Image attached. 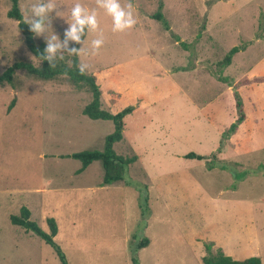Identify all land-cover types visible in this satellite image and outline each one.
Returning <instances> with one entry per match:
<instances>
[{
  "label": "rangeland",
  "instance_id": "obj_1",
  "mask_svg": "<svg viewBox=\"0 0 264 264\" xmlns=\"http://www.w3.org/2000/svg\"><path fill=\"white\" fill-rule=\"evenodd\" d=\"M17 2L26 21L38 0ZM53 2L64 12L51 14L61 42L74 4L97 12V32L86 29L77 44L78 66L95 77L100 109L131 107L113 150L135 160L110 185L97 161L78 173L80 163L67 156L100 151L112 123L82 115L91 100L86 87L16 70L0 84V264H60L42 240L9 222L21 207L44 232L45 219H54L53 240L67 264H131L142 238L148 245L135 252L138 264H201L203 242L219 249L212 241L227 205L217 200L264 204V0H132L136 24L124 33L112 31L96 0ZM9 7L0 0V73L15 62L39 67ZM34 41L46 47L45 37ZM64 57L57 62L69 66ZM234 92L244 119L228 134L237 118ZM187 153L204 159H184ZM251 248L264 250V234Z\"/></svg>",
  "mask_w": 264,
  "mask_h": 264
},
{
  "label": "trees",
  "instance_id": "obj_2",
  "mask_svg": "<svg viewBox=\"0 0 264 264\" xmlns=\"http://www.w3.org/2000/svg\"><path fill=\"white\" fill-rule=\"evenodd\" d=\"M10 7L7 11V17L14 20L17 23V28L23 36V42L27 50L40 62L39 67H34L30 63L15 62L13 65L5 69L0 73V84L6 82L11 83L12 77L16 70H23L28 75L35 77L36 79L48 81L57 76H66L69 82L73 86H84L91 94V100L87 103L81 113L83 116L90 120H102L110 121L113 126V130L110 134L106 135L103 139V146L100 151L83 150L80 152L72 153L67 156L77 160L80 163L78 173L82 172L92 162H99L102 169L101 182L103 185H110L120 182L123 179L126 167L133 163L135 156L122 157L115 154L113 145L121 140V132L123 128V117L131 112V107H126L115 114H109L108 112L100 109V92L98 86L95 83V77L89 74H81L78 70L77 55H71L70 65H65L64 62H56V67L50 69L47 61H42L40 57L45 49L42 43H36L34 41V35L29 31L28 25L22 19L18 8L17 0H9ZM156 20H160L161 16L156 13L153 16ZM19 22V23H18ZM83 39V38H82ZM73 47L77 48V44H73ZM237 51V48H231L227 56L224 59V63L227 64L232 54ZM261 80H254L253 82L259 83ZM240 82H237L236 86L239 87ZM234 107L237 114L235 121L229 126L228 134H233L236 128L242 123L244 114L242 110V103L237 92L233 93ZM12 104V102L10 103ZM214 158V155H211ZM184 159L188 160H203L204 157L196 155L194 153H187L184 155ZM145 199V198H144ZM145 212L146 209L142 210ZM30 213L25 207H21L17 215H10L8 217L9 222L13 226L20 227L25 232H31L48 245L54 255L56 256L60 264H67V261L59 248L54 242L53 238L57 234V226L53 218H46L45 223L47 225V232H44L36 223L29 219ZM148 244V239L142 238L135 244L130 256L131 264H138V260L135 257V252L142 248H145ZM204 250V256L201 258V264H260L258 257H248L243 260H232L230 257L225 256L220 249H216L214 253L211 252L212 243H202Z\"/></svg>",
  "mask_w": 264,
  "mask_h": 264
},
{
  "label": "clouds",
  "instance_id": "obj_3",
  "mask_svg": "<svg viewBox=\"0 0 264 264\" xmlns=\"http://www.w3.org/2000/svg\"><path fill=\"white\" fill-rule=\"evenodd\" d=\"M96 5L111 18L112 31L114 33H124L135 26L136 19L133 15L135 8L132 0H127L126 6H122L120 0H96ZM59 8L53 0H48L47 3H44L43 0H38L37 3L31 6V17L25 21L29 31L34 36L45 37L46 47L40 57L42 61H47L50 69L56 67L57 60H64L65 53L70 56L80 54L82 49L69 48V41L73 42V44H83L84 40L82 38L85 35V30L97 32L99 28L97 12L95 10L89 11L82 4L76 3L71 8V22L66 21L68 27L64 32V40L61 42L51 28V14L55 12V15L61 18L64 15V12L60 11ZM49 30L51 31L50 37L48 36ZM103 43V34L101 33L99 38L91 42V55H97ZM86 68V64L78 66L81 74H84Z\"/></svg>",
  "mask_w": 264,
  "mask_h": 264
},
{
  "label": "crops",
  "instance_id": "obj_4",
  "mask_svg": "<svg viewBox=\"0 0 264 264\" xmlns=\"http://www.w3.org/2000/svg\"><path fill=\"white\" fill-rule=\"evenodd\" d=\"M216 202L218 204H226L227 207L224 210L222 209L220 221H217L216 230L218 234L212 241L214 245L232 260L258 257L260 264H264L262 260L264 250H261L262 252L260 253L258 250L251 248L256 239H260L264 234V204L254 206L249 200L239 203L234 198L226 199L224 203L222 199ZM260 221L262 222L263 232L257 230L258 226L254 223L259 222L260 224Z\"/></svg>",
  "mask_w": 264,
  "mask_h": 264
}]
</instances>
